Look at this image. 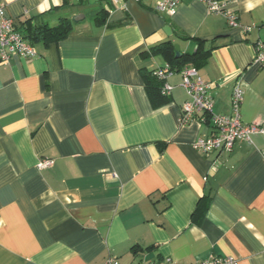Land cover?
<instances>
[{
	"label": "crops",
	"instance_id": "1",
	"mask_svg": "<svg viewBox=\"0 0 264 264\" xmlns=\"http://www.w3.org/2000/svg\"><path fill=\"white\" fill-rule=\"evenodd\" d=\"M158 1L0 0L18 26L84 17L34 57L0 64V264H264V134L198 153L212 129L198 116L180 123L179 71L167 103L153 93V106L146 87L172 66L150 48L170 41L197 55L181 69L209 85L214 114L231 113L239 85L241 122L264 128V69L253 64L264 0H226L236 27L197 0L172 17ZM43 159L53 165L39 169Z\"/></svg>",
	"mask_w": 264,
	"mask_h": 264
},
{
	"label": "built area",
	"instance_id": "2",
	"mask_svg": "<svg viewBox=\"0 0 264 264\" xmlns=\"http://www.w3.org/2000/svg\"><path fill=\"white\" fill-rule=\"evenodd\" d=\"M112 5H118L125 0H105ZM141 2L142 0H134ZM206 5L211 13L222 14L229 27L238 25L236 16L231 12L226 0H197ZM181 0H159L156 3L155 11L169 17L175 15ZM106 7L110 13L111 9ZM248 31L249 29L246 28ZM36 55L34 46L23 38L16 27L14 20L6 17L3 6L0 5V64H7L10 57L19 56L24 59L32 58ZM253 64L264 69V42H257ZM174 73V70L165 65L154 70L153 75L161 82V95L168 97L171 86L166 82L167 78ZM181 75L180 87L185 91L188 100L181 106L180 123L187 125L195 116L198 122H208L212 133L208 137L198 138L192 148L201 154H212L215 152H230L237 141L249 143L251 136L264 134V128L254 124L244 125L240 119V106L243 98V90L239 85H235L231 93V113L229 115H218L212 112V97L209 94V85L198 75L194 67H185L179 71ZM53 161L43 159L38 162L39 169L49 168ZM103 264H119L115 257H107ZM155 264V263H145ZM192 264H237L231 257H215L197 261Z\"/></svg>",
	"mask_w": 264,
	"mask_h": 264
},
{
	"label": "trees",
	"instance_id": "3",
	"mask_svg": "<svg viewBox=\"0 0 264 264\" xmlns=\"http://www.w3.org/2000/svg\"><path fill=\"white\" fill-rule=\"evenodd\" d=\"M17 29L22 34L23 38L29 41L33 46L41 43L45 46L58 43L65 39L72 30V22L67 18H60L56 25L49 26L47 24H32L31 20L20 23ZM147 52H143L142 56H147ZM156 54H162L165 59L168 60L171 64L174 71H180L182 68V63L186 61H195L197 55H184L180 58H175L174 45L170 42H163L159 45H156L149 50V56H154ZM153 72H149L147 77L149 82L146 84L147 89L149 90V97L153 106H157V103L154 101V96L160 100V104L167 103L168 98L161 95V82L153 75Z\"/></svg>",
	"mask_w": 264,
	"mask_h": 264
},
{
	"label": "water",
	"instance_id": "4",
	"mask_svg": "<svg viewBox=\"0 0 264 264\" xmlns=\"http://www.w3.org/2000/svg\"><path fill=\"white\" fill-rule=\"evenodd\" d=\"M84 17L83 16H76V17H74V18H72V22H74V23H76L77 22V20H79V19H83ZM174 50H175V55H176V57H180V52H179V48H178V46H174Z\"/></svg>",
	"mask_w": 264,
	"mask_h": 264
},
{
	"label": "rangeland",
	"instance_id": "5",
	"mask_svg": "<svg viewBox=\"0 0 264 264\" xmlns=\"http://www.w3.org/2000/svg\"><path fill=\"white\" fill-rule=\"evenodd\" d=\"M85 17H86V18H85V21H86V22L89 21V18H90L89 13H86V14H85Z\"/></svg>",
	"mask_w": 264,
	"mask_h": 264
}]
</instances>
